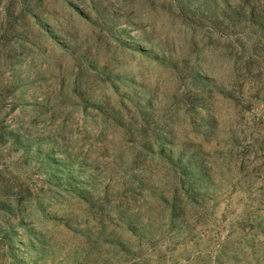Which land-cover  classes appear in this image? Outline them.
I'll list each match as a JSON object with an SVG mask.
<instances>
[{"label":"rangeland","instance_id":"1","mask_svg":"<svg viewBox=\"0 0 264 264\" xmlns=\"http://www.w3.org/2000/svg\"><path fill=\"white\" fill-rule=\"evenodd\" d=\"M0 264H264V0H0Z\"/></svg>","mask_w":264,"mask_h":264}]
</instances>
